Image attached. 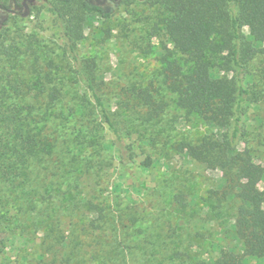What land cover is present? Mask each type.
<instances>
[{
  "label": "rangeland",
  "instance_id": "rangeland-1",
  "mask_svg": "<svg viewBox=\"0 0 264 264\" xmlns=\"http://www.w3.org/2000/svg\"><path fill=\"white\" fill-rule=\"evenodd\" d=\"M13 1L0 0L10 8L0 10V91L11 89L5 105L23 109L38 145L21 159L9 136L0 150V264H213L222 246H238L234 208L216 193L222 171L189 153L227 130L178 103L166 67L189 64L162 28L160 2L119 0L109 18L80 15L78 52L94 61L97 85L136 152L123 164L66 52L48 5L57 0ZM263 68L264 53L253 63L261 89ZM133 87L148 100L130 96ZM240 145L264 168V99L250 103Z\"/></svg>",
  "mask_w": 264,
  "mask_h": 264
},
{
  "label": "trees",
  "instance_id": "trees-1",
  "mask_svg": "<svg viewBox=\"0 0 264 264\" xmlns=\"http://www.w3.org/2000/svg\"><path fill=\"white\" fill-rule=\"evenodd\" d=\"M156 1L168 12L162 19L163 30L189 64L184 69L175 60L166 67V79L178 92V103L188 112H198L227 130L219 138L208 137L189 147L191 156L222 171V185L216 193L220 201H228L234 208L229 220L230 237L236 239L238 246H222L213 264H250L251 257L264 259V191L260 188L264 168L255 162L251 147L240 145L250 119V103L264 99V89L253 70L254 60L264 53V0ZM118 2L57 0L48 5L61 29L66 52L93 99L102 124L115 136L120 162L132 164L136 160L135 149L127 143L97 85L95 63L78 52L80 15L99 14L109 18ZM6 36V32H0V56L6 54ZM3 90L0 91V150L6 152L5 138L12 136L14 143L19 144L14 148L23 159L35 152L38 140L25 127L23 109L5 105L11 89ZM19 90L13 89L15 93ZM127 93L137 102L145 101L148 96L142 87L129 88ZM143 164L150 166L152 158L148 156Z\"/></svg>",
  "mask_w": 264,
  "mask_h": 264
},
{
  "label": "flooded vegetation",
  "instance_id": "flooded-vegetation-1",
  "mask_svg": "<svg viewBox=\"0 0 264 264\" xmlns=\"http://www.w3.org/2000/svg\"><path fill=\"white\" fill-rule=\"evenodd\" d=\"M17 0H14L13 2H15V6L17 8H20V6L18 5V3L16 2ZM0 10H7V11H10V8L9 7H5L3 4L0 3Z\"/></svg>",
  "mask_w": 264,
  "mask_h": 264
}]
</instances>
